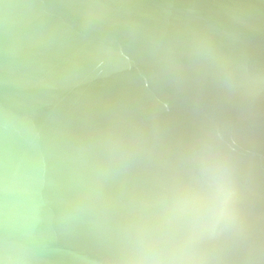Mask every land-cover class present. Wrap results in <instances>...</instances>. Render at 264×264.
I'll use <instances>...</instances> for the list:
<instances>
[{"label":"water","instance_id":"water-1","mask_svg":"<svg viewBox=\"0 0 264 264\" xmlns=\"http://www.w3.org/2000/svg\"><path fill=\"white\" fill-rule=\"evenodd\" d=\"M264 264V0H0V264Z\"/></svg>","mask_w":264,"mask_h":264},{"label":"clouds","instance_id":"clouds-1","mask_svg":"<svg viewBox=\"0 0 264 264\" xmlns=\"http://www.w3.org/2000/svg\"><path fill=\"white\" fill-rule=\"evenodd\" d=\"M130 264H164V262L158 259L140 258L131 261Z\"/></svg>","mask_w":264,"mask_h":264}]
</instances>
